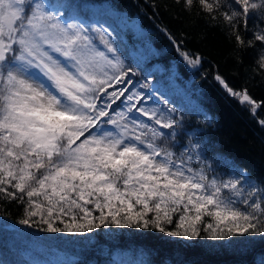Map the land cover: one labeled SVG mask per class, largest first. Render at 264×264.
Listing matches in <instances>:
<instances>
[{
    "label": "snow or ice",
    "instance_id": "obj_1",
    "mask_svg": "<svg viewBox=\"0 0 264 264\" xmlns=\"http://www.w3.org/2000/svg\"><path fill=\"white\" fill-rule=\"evenodd\" d=\"M198 2L227 21L238 50L259 44L256 64L264 71V0ZM66 15L45 0H0V194L26 205L20 223L73 234L115 225L192 240L201 236L200 225L209 217L206 231L213 239L264 237V204L244 201L252 211L241 210L222 195V189L239 194V179L208 183L203 172L178 165L175 154L157 143L165 139L164 129L174 138L183 127L175 107L165 115L130 103L126 112L109 115L128 91L114 86L132 70L105 38L107 29H90L75 15L65 22ZM241 24L251 40L240 34ZM183 55L191 65L200 63ZM216 79L252 105L253 113L261 107L246 90L234 92L220 76ZM134 99L144 98L135 92L126 97ZM134 108L152 126L129 120ZM258 123L264 126V120ZM134 129L140 131L131 134Z\"/></svg>",
    "mask_w": 264,
    "mask_h": 264
},
{
    "label": "trees",
    "instance_id": "obj_2",
    "mask_svg": "<svg viewBox=\"0 0 264 264\" xmlns=\"http://www.w3.org/2000/svg\"><path fill=\"white\" fill-rule=\"evenodd\" d=\"M222 2L231 4V0ZM65 3L89 19L94 17L91 7L101 6L112 7L132 19L138 17L143 31L138 41H148L154 50L147 69L174 68L190 82L197 103L189 106L183 96H171L168 103L176 108L175 117L182 118L183 127L174 138L170 135L172 130L164 129L165 139L157 143L182 162L192 157L189 152L194 145L190 141L198 143L196 156L203 162H211L215 169L224 171L234 165L264 190V126L258 123L264 120V71L256 64L261 51L259 44L238 50L227 21L221 14L206 12L198 0H192L191 5L186 0ZM225 10L228 9H221V13ZM104 21L112 23L108 18ZM249 28L255 30L252 21ZM240 34L246 40L252 39L251 32H245L242 24ZM127 39L133 42L129 35ZM118 44V52H124L121 55L124 62L145 74V67L131 58L125 42L120 40ZM184 53L200 60L196 69L191 70L184 62ZM217 76L234 92L246 90L261 107L253 113L249 104L227 92ZM147 77L158 79L157 70ZM25 208L26 205L3 199L0 194V219L7 222L0 223V264H264V237L259 235L208 240L201 234L192 240H182L155 229L115 225L86 234L50 233L38 222L31 226L21 224Z\"/></svg>",
    "mask_w": 264,
    "mask_h": 264
},
{
    "label": "rangeland",
    "instance_id": "obj_3",
    "mask_svg": "<svg viewBox=\"0 0 264 264\" xmlns=\"http://www.w3.org/2000/svg\"><path fill=\"white\" fill-rule=\"evenodd\" d=\"M67 1V0H65ZM64 0H45V3L53 5L55 7H61L65 9L67 15L65 16V22L70 21L75 15L80 22H82L86 27L91 28H99L103 26V28L107 29V33H105V38L112 40L114 46L119 48L118 41L122 40L126 44V48L129 50L131 58L139 63L142 67H145V74L139 73L135 70V67L131 68V72H129L128 77L124 78V82L119 85H115V89L118 90L122 87H127L128 91L125 92L124 96H121L115 103L112 104L111 109H109V115L115 116L118 112H126L129 104H135V108L145 107L149 109H159L165 115H168V111L172 107L168 100L170 97L175 95L182 97L185 100L186 104L189 106H196V99L192 96V86L188 80H184L183 77L174 69L171 68L169 71H166L158 66L152 67V69H147L146 65L150 61V56L154 51L150 43L144 40V43L138 41V38L142 37V28L140 26V22L138 17L136 18H129L127 15H122L118 13V11L114 10L112 7L109 6H101L100 8L91 7L90 12L94 14L92 19H89L85 16V13H79L76 9H74L70 5H66ZM103 17V18H102ZM104 18H108L112 23H107L104 21ZM108 33L111 35L109 36ZM133 40V42L127 39V36ZM93 36L96 37L94 42L96 43L97 47L101 50H104L103 44L100 42L98 35L93 33ZM136 40V41H135ZM117 45V46H116ZM185 54V53H184ZM121 56L122 53H119ZM184 62L188 65L191 70L196 69L199 64L191 65L187 62L184 55ZM187 56L191 59H194L189 54ZM122 59V58H121ZM157 70L158 79L147 77L150 73H154ZM162 74V75H161ZM183 84H182V83ZM113 91L112 88L109 89V92ZM139 93L142 99L140 103H136L135 99L131 102L126 100V97L132 93ZM151 97V99H148ZM102 100L106 99L105 97H101ZM167 101V103H165ZM111 103V101H108ZM247 103V102H245ZM248 104V103H247ZM250 105V104H249ZM252 108V105H250ZM135 108L133 109L132 113H129V120L135 118L137 123L140 120H143L145 123H148L149 126H152V121L148 119V117H144L136 112ZM109 130H115L114 126L106 125ZM129 127L132 128L133 126L129 124ZM140 130L134 129V132L131 134H136ZM191 151L194 153L196 151ZM185 161L176 160L178 165H181L185 168L191 169L195 173L203 172L206 177V182L210 183L212 180H216L217 183H224L229 180H240V183L237 185V191H233L231 189H222L223 197L230 199L232 202L235 203L237 207L241 210L252 211L244 201H248L249 203L255 201L257 203H262L264 199V192H262L255 182L246 174L244 171L236 168L234 165H229L227 167L228 171L224 170H217L211 164V162H203L198 156L188 157ZM192 163H196V166H192ZM259 213V212H257ZM6 221L0 219V223ZM212 222L211 218L205 217L204 222L200 225L201 227V234L205 235L208 240H217L211 238L206 231V223ZM226 236L225 238H227ZM180 238V237H179ZM224 238V239H225ZM182 240H188L182 238ZM220 240V239H219Z\"/></svg>",
    "mask_w": 264,
    "mask_h": 264
},
{
    "label": "bare ground",
    "instance_id": "obj_4",
    "mask_svg": "<svg viewBox=\"0 0 264 264\" xmlns=\"http://www.w3.org/2000/svg\"><path fill=\"white\" fill-rule=\"evenodd\" d=\"M117 46V45H116ZM121 53H124V52H121ZM121 57V56H120ZM122 58V60L124 61V59H123V57H121ZM124 65H125V67L126 68H131V66H130V64L128 63V62H124ZM193 147V146H192ZM192 147H190V149H192ZM189 155L190 156H192V157H194V156H196V151L193 153L192 151H190L189 152ZM174 159H177L176 157L174 158ZM178 160V159H177ZM254 182V181H253Z\"/></svg>",
    "mask_w": 264,
    "mask_h": 264
}]
</instances>
